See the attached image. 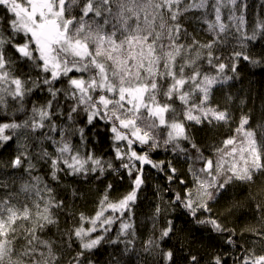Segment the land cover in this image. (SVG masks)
<instances>
[{"label": "snow or ice", "instance_id": "obj_1", "mask_svg": "<svg viewBox=\"0 0 264 264\" xmlns=\"http://www.w3.org/2000/svg\"><path fill=\"white\" fill-rule=\"evenodd\" d=\"M248 7L0 0V264H98L105 245L107 264H264V111L258 120L244 111L230 83L241 62L264 71V12L250 19ZM105 142L110 156L96 148ZM161 149L183 172L152 159ZM146 165L178 189L157 186L142 237ZM106 174L127 177L129 190L113 199L109 183L91 215L59 196L65 177ZM241 193L255 223L237 233L226 221ZM197 232L229 248L211 252Z\"/></svg>", "mask_w": 264, "mask_h": 264}, {"label": "trees", "instance_id": "obj_2", "mask_svg": "<svg viewBox=\"0 0 264 264\" xmlns=\"http://www.w3.org/2000/svg\"><path fill=\"white\" fill-rule=\"evenodd\" d=\"M246 2L249 6L247 9V16L250 19L260 18L261 13L264 12V0H246ZM187 27L189 31L193 32L201 41L208 39L207 35L201 31V24L198 23L195 18H190ZM239 71L240 80L230 82L235 84V87L232 88L231 91L245 101V103L240 105V107L243 108L244 111L251 110L255 119L258 120L261 111H264V71L250 68L245 62H241ZM236 103L239 105V100H237ZM201 135L203 134L201 133ZM96 148L101 153H105L108 156L111 155L106 142L96 144ZM152 159L154 161L163 160L165 162L171 160L178 169L182 172L184 170L182 163L173 159L172 156L163 149L154 152L152 154ZM145 176L146 182L143 186L142 192L140 193L137 207L135 209V219L142 237L146 236L151 228V222L148 220V216L151 214L153 206L157 203V186H160L161 188L172 187L178 189V186L175 184H167L163 173L156 169H152L147 165L145 166ZM109 183L113 185L110 192V196L113 199H118L123 193L129 190L130 182L127 177L121 180L116 176L106 174L99 180H97L95 176H92L87 180L81 177H65L63 185L58 192L59 196L69 203L72 211L77 214L79 212H84L87 215H91L96 209V202L98 201L101 193ZM73 190L76 191L75 196H73ZM164 195L167 198L171 196L172 193L165 192ZM238 199L240 200L242 207L237 209L234 215L230 216L226 221L229 227L236 229L237 233H239L241 229L247 225L255 223L254 208L247 203L246 194H239ZM66 219V216L61 215V228L66 226ZM185 220L186 218L183 215H180V218L177 220L178 226L192 228V225L190 223L186 224ZM52 232L55 233L56 229L53 228ZM195 235L197 239L203 241L201 246L208 248L211 252H224L225 249L229 248V246L225 243V240L218 237L216 234L197 232ZM237 240H239V235H237ZM240 242L242 243V241ZM231 251L234 254L238 252L235 248H232ZM111 252V246L105 245L104 248H101L95 256L98 264H107ZM228 264H233L232 259H228Z\"/></svg>", "mask_w": 264, "mask_h": 264}, {"label": "rangeland", "instance_id": "obj_3", "mask_svg": "<svg viewBox=\"0 0 264 264\" xmlns=\"http://www.w3.org/2000/svg\"><path fill=\"white\" fill-rule=\"evenodd\" d=\"M157 202H158V198H157Z\"/></svg>", "mask_w": 264, "mask_h": 264}]
</instances>
